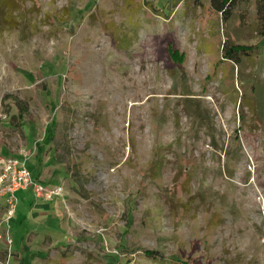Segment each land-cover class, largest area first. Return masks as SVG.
<instances>
[{
	"label": "rangeland",
	"instance_id": "1",
	"mask_svg": "<svg viewBox=\"0 0 264 264\" xmlns=\"http://www.w3.org/2000/svg\"><path fill=\"white\" fill-rule=\"evenodd\" d=\"M11 10L0 14V157L25 152L33 180L62 189L16 193L9 218L0 197V264H264L254 0L226 18L210 0ZM53 120L66 121L60 162L37 147Z\"/></svg>",
	"mask_w": 264,
	"mask_h": 264
},
{
	"label": "built area",
	"instance_id": "2",
	"mask_svg": "<svg viewBox=\"0 0 264 264\" xmlns=\"http://www.w3.org/2000/svg\"><path fill=\"white\" fill-rule=\"evenodd\" d=\"M26 163L25 152L19 156L0 158V197L8 204V218L14 214L17 191L31 189L35 198L50 200L62 189L61 187L50 188L34 181Z\"/></svg>",
	"mask_w": 264,
	"mask_h": 264
},
{
	"label": "trees",
	"instance_id": "3",
	"mask_svg": "<svg viewBox=\"0 0 264 264\" xmlns=\"http://www.w3.org/2000/svg\"><path fill=\"white\" fill-rule=\"evenodd\" d=\"M241 0H210L211 7L223 15L224 18L227 17L228 9L234 3ZM255 2V9L256 15L258 20L259 32L264 33V0H254ZM16 5V0H0V14L5 12V10L13 9ZM11 10L10 12H12ZM240 47V46H236ZM244 50V49H243ZM238 50L234 48L233 45L228 44L227 42L223 43L222 46V55L226 59H230L234 62H238ZM192 101V100H188ZM19 103V102H18ZM19 108L23 110V106L18 104ZM65 120H53L45 133L41 143H39L38 151L39 154L43 153L45 150V145L50 147V150L53 151V155L55 156L56 160L63 161V156L57 153V150L64 146V138H66V133L64 132L65 129ZM33 174V172L31 171ZM34 177V176H33ZM151 255H154L153 252H150Z\"/></svg>",
	"mask_w": 264,
	"mask_h": 264
},
{
	"label": "crops",
	"instance_id": "4",
	"mask_svg": "<svg viewBox=\"0 0 264 264\" xmlns=\"http://www.w3.org/2000/svg\"><path fill=\"white\" fill-rule=\"evenodd\" d=\"M1 158V157H0ZM22 191H27V190H19L16 193H21Z\"/></svg>",
	"mask_w": 264,
	"mask_h": 264
}]
</instances>
